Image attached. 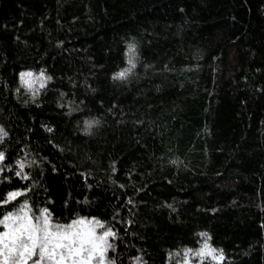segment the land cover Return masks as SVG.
Wrapping results in <instances>:
<instances>
[{
    "label": "trees",
    "instance_id": "16d2710c",
    "mask_svg": "<svg viewBox=\"0 0 264 264\" xmlns=\"http://www.w3.org/2000/svg\"><path fill=\"white\" fill-rule=\"evenodd\" d=\"M0 127V219L94 218L115 264L204 238L264 264V0H0Z\"/></svg>",
    "mask_w": 264,
    "mask_h": 264
},
{
    "label": "snow or ice",
    "instance_id": "6c2138e0",
    "mask_svg": "<svg viewBox=\"0 0 264 264\" xmlns=\"http://www.w3.org/2000/svg\"><path fill=\"white\" fill-rule=\"evenodd\" d=\"M129 47L131 49L135 46ZM132 63L133 61L129 59V64ZM129 71L131 69H123L113 75L123 78ZM98 123L99 121L95 119L86 121L88 127L84 131H90L91 125ZM6 135L7 132L0 127V138ZM4 158L5 153L0 151V161ZM18 163L23 170L26 162ZM16 174L20 175V172ZM24 176L27 177V173H24ZM22 191L25 190L7 192V200L0 203L14 200ZM27 208L28 202L25 201L21 211L8 212L0 219V225H4L5 228L4 231H0V264H115V261L107 256L108 249L114 248L109 239L116 235L113 229L102 227L94 218L90 222L85 217L73 220L70 225L54 224L47 215V209H43L41 215L34 218ZM98 227L101 228L99 232ZM186 252L200 257V260L206 255L214 260L223 259L222 250L212 248L206 240L201 248L186 249ZM136 259L139 260V257ZM185 264H192V261L186 259Z\"/></svg>",
    "mask_w": 264,
    "mask_h": 264
},
{
    "label": "rangeland",
    "instance_id": "374dc122",
    "mask_svg": "<svg viewBox=\"0 0 264 264\" xmlns=\"http://www.w3.org/2000/svg\"><path fill=\"white\" fill-rule=\"evenodd\" d=\"M23 208H21V209H19V210H17V211H15L14 213H16V212H18V211H21ZM41 212H42V210L40 211V214L39 213H37V214H32V213H30L34 218H37V217H39L40 215H41ZM39 214V215H38ZM47 215L49 216V218H50V215L47 213ZM51 219V218H50ZM88 220L91 222L92 221V218L91 219H89L88 218ZM95 222L97 223V224H99V225H101L102 227H106L102 222H100V221H98V220H96L95 219ZM66 225H70V224H66ZM3 227H4V225H3ZM5 230V228H3V231ZM97 231L99 232V231H101V228L100 227H98L97 228ZM109 239H110V237H109ZM207 241V243L210 245V243L208 242V240L206 239V238H204L203 239V241H202V243H201V246L199 247V248H201L202 246H203V243H204V241ZM211 246V245H210ZM212 247V246H211ZM213 248V247H212ZM215 249V248H214ZM217 255L219 254V252H217L216 253ZM186 259H190L191 261H192V264H198V262H199V264H224V254H223V259L222 260H214V259H212L211 258V256H205V258L203 259V260H200V257H198V256H193L192 254H191V252H184L183 254H182V256L178 259V262H177V264H185V260Z\"/></svg>",
    "mask_w": 264,
    "mask_h": 264
}]
</instances>
